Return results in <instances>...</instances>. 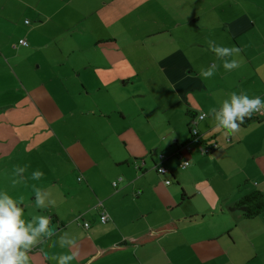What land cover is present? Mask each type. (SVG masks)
<instances>
[{"label": "crops", "instance_id": "1", "mask_svg": "<svg viewBox=\"0 0 264 264\" xmlns=\"http://www.w3.org/2000/svg\"><path fill=\"white\" fill-rule=\"evenodd\" d=\"M130 1L0 0V192L17 200L26 220L48 216L53 232L37 238L30 264H58L69 251H79L69 264H264V212L246 218L233 209L250 192H264V117L226 135L211 111L233 92L264 100V0H212L215 15L204 21L183 16L155 28L148 26L154 0L122 17ZM115 8L112 18L101 17ZM122 24L124 36L115 31ZM213 47L240 52L219 57ZM232 60L239 67L226 71ZM210 69L214 75L202 78ZM57 82L81 89L67 98L82 106L66 110ZM129 87L133 93L123 95ZM148 94L155 102L137 101ZM154 112L157 123L146 130ZM200 113L196 139L190 122ZM42 117L49 126L65 120L58 131L46 129L54 134L44 142L35 126ZM187 142L190 152L181 147ZM215 143L202 155L200 145ZM180 147L187 168L174 156ZM159 164L168 172L159 174ZM36 171L40 179L32 178ZM169 222L176 232L94 260ZM61 236L76 246L61 248Z\"/></svg>", "mask_w": 264, "mask_h": 264}, {"label": "clouds", "instance_id": "2", "mask_svg": "<svg viewBox=\"0 0 264 264\" xmlns=\"http://www.w3.org/2000/svg\"><path fill=\"white\" fill-rule=\"evenodd\" d=\"M211 50L219 57L231 56L233 52L237 54L240 52V49L236 47H213ZM237 67L239 64L236 60L224 62L226 71H232ZM213 75V69L201 72V77L204 79ZM261 108H264V100H261L259 96L250 99L247 95H237L233 92L230 101L224 100L218 112L215 108L211 111L215 112L218 121L216 127L227 129L226 135H235L240 131V126L244 124L245 117L250 119L254 113L264 116V111H261ZM18 171L23 172L25 169L19 168ZM42 175V172L36 171L32 178L40 179ZM35 196L37 207H46L44 197L39 189L35 191ZM50 223V218L43 215L35 216L31 221L26 220L24 209L19 206L17 200L7 192H0V264H30L28 252L37 243V238L53 235L49 228ZM59 243L61 248H68L75 247L77 241L75 238L65 239L64 236H61ZM78 258L79 251H69L58 257V264H69Z\"/></svg>", "mask_w": 264, "mask_h": 264}, {"label": "rangeland", "instance_id": "3", "mask_svg": "<svg viewBox=\"0 0 264 264\" xmlns=\"http://www.w3.org/2000/svg\"><path fill=\"white\" fill-rule=\"evenodd\" d=\"M145 1L148 0H131L130 4L127 5L128 7L125 9L120 10V13L122 15V17H126V16H134L136 10L134 9V6H140V4H144ZM179 1H183V3H181L180 5L177 4L176 2H174V0H154V7L152 8V12H153V24L152 25H148L149 27L152 26L153 28L157 27V26H173L174 23L177 20H180L181 17L185 16L186 19L190 18L191 16H195L194 18H198L197 16L202 17V21H204L205 18L209 17V16H214L215 14L210 13L209 11L211 10V4L212 0H179ZM220 0H213V4L214 2H219ZM138 4H135V3ZM162 2H168V8L163 7ZM196 3V4H195ZM202 3V7H197L198 4ZM191 4H194V8L192 7ZM118 9L115 8L113 9V11H111L110 9H107L106 12H102L101 13V17L102 18H112L111 16L113 15V13L117 12ZM113 12V13H112ZM140 8L138 11V15H140ZM220 13V12H219ZM218 15V14H217ZM102 27L104 26L103 24H101ZM141 26V25H139ZM126 25L122 24L121 25V30H117L115 29L116 33L124 36L126 34H128L127 30L125 29ZM117 28V27H116ZM116 61V60H114ZM45 71H42V74H44ZM69 81H75L79 86H81V83L79 80H69ZM145 85V84H144ZM52 86H55V88L57 89L56 95L57 98L59 97V99L61 100L62 106L68 110L69 108H71L72 106L74 107H80L82 106L83 102L79 99V98H73L75 99V101L71 104V102H69L68 100V95H73L75 92H72L73 90H81V89H76L74 88L71 84L69 83H63V85L59 82L57 83H53ZM132 87V86H130ZM128 88L127 92H124L123 95L126 94H132L133 92L130 90L131 88ZM141 87V85H139V88ZM138 102L145 104L147 101L150 102H155V100L153 99V95L148 94L145 97H139L137 99ZM142 101V102H141ZM148 104V102H147ZM128 106V104H125ZM140 113V112H137ZM147 113V111H146ZM158 115H161L160 112H157ZM148 117L150 118V126L146 128V130L152 128V126H154L157 123V114L156 112L149 114ZM70 118V117H68ZM70 120V119H69ZM65 123V120H61L59 122H57L56 124H54L53 126H49L45 119L42 117L41 119L37 120L35 122V126L36 127H40L42 129V142H44L45 140H48L49 135L54 134V132H47L46 129L47 128H55L56 131H58L61 128V125ZM149 125V124H147ZM19 130H20V125H19ZM37 130V129H36ZM59 138V137H58ZM131 138L135 139V136L131 135ZM28 144H30V141H27ZM171 181V179H170Z\"/></svg>", "mask_w": 264, "mask_h": 264}, {"label": "trees", "instance_id": "4", "mask_svg": "<svg viewBox=\"0 0 264 264\" xmlns=\"http://www.w3.org/2000/svg\"><path fill=\"white\" fill-rule=\"evenodd\" d=\"M261 117H264V116H260L258 114H253L250 119L248 117L245 118L244 124H248L252 120H260ZM194 118L195 117L193 116L191 120H193ZM190 127H191V134L193 135V133H192L193 125L191 124V122H190ZM199 137H200V135H199ZM189 144H190V142H187V143H185V145L183 144L181 147H184L186 149V151H188L186 147ZM206 146H208V145H206ZM181 147L177 152L174 153V156L179 161L180 167H181L182 161L186 160L184 157V152H181ZM212 149H214V148H212ZM212 149H211V151H212ZM202 155H206V154L202 153ZM180 156H182V157H180ZM156 171H157V169H156ZM233 209L240 210L246 218H254V217L260 215L261 213L264 212V192L261 190H254V191L250 192L249 194L243 196L235 204ZM177 229H178L177 222H169V223L163 224V225L156 227V228L148 231L144 235H141V236H139V237H137L131 241L122 242L118 245L113 246L110 249L103 251L98 256H96L94 258V260L102 259V258L108 257L110 255H113L116 252L130 250V249H133V248L154 242L155 240H157L163 236H166L168 234L176 232Z\"/></svg>", "mask_w": 264, "mask_h": 264}, {"label": "built area", "instance_id": "5", "mask_svg": "<svg viewBox=\"0 0 264 264\" xmlns=\"http://www.w3.org/2000/svg\"><path fill=\"white\" fill-rule=\"evenodd\" d=\"M28 22L29 21L27 20V23ZM20 44L27 45L28 44V41L26 39H21L20 40ZM261 111H264V108H261ZM201 114L202 113L198 114L192 120V122H191V124L193 125L192 133H193V136H195L196 139L199 138V132H198V129L195 127V124L197 123V120L204 119L206 117V114L205 113H203L202 116H201ZM254 114H258V113H254ZM258 115H260V114H258ZM260 116H262V115H260ZM198 117H200V119H197ZM216 147H217V144L216 143L215 144H212V145H208V146H206V145L203 144V145H200V150H201V152L203 154H207V153H210L211 152V149L212 148H216ZM186 148H187L188 151H190L191 150L190 144L187 145ZM180 157H182V156H180ZM189 165H190V161H188V160H183L182 163H181V167L182 168H187ZM155 168L157 169V172L159 174H165V173L168 172V169L165 168L164 166L160 165V164L159 165H156ZM79 180H81V178H79ZM121 180H122V178H119L118 180H116L114 182V185L116 186L118 184V182H120ZM166 183L169 184V183H171V181L170 180H167ZM95 207L100 210V213H101L100 220L103 223H106L110 219V216L107 213L106 208L104 207L103 202L102 201H99ZM84 225H85V227H89L90 226V223L89 222H86Z\"/></svg>", "mask_w": 264, "mask_h": 264}]
</instances>
